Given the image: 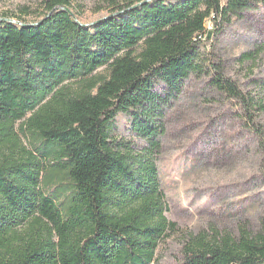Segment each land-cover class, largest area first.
<instances>
[{
    "label": "trees",
    "instance_id": "16d2710c",
    "mask_svg": "<svg viewBox=\"0 0 264 264\" xmlns=\"http://www.w3.org/2000/svg\"><path fill=\"white\" fill-rule=\"evenodd\" d=\"M44 5L35 24L0 25V264H154L177 231L157 163L186 81L207 76L263 135L251 111L264 104L201 48L207 22L220 32L264 0H109L89 26L69 0ZM119 115L133 140L112 136ZM180 264H264V211L186 236Z\"/></svg>",
    "mask_w": 264,
    "mask_h": 264
},
{
    "label": "rangeland",
    "instance_id": "374dc122",
    "mask_svg": "<svg viewBox=\"0 0 264 264\" xmlns=\"http://www.w3.org/2000/svg\"><path fill=\"white\" fill-rule=\"evenodd\" d=\"M44 1L0 0V25L39 22L45 15ZM69 1L66 11L83 26L110 12L109 0ZM206 30L209 44L201 48L203 58L210 53L226 79L264 104V9L233 19L220 32L207 22ZM208 81L207 76H191L166 112L157 166L169 207L166 216L177 231L161 244L154 264H180L190 234L232 231L245 219L254 225L264 211V112L251 111L253 124L263 134L256 138L235 102L215 93ZM128 120L117 116L114 138L133 140Z\"/></svg>",
    "mask_w": 264,
    "mask_h": 264
},
{
    "label": "water",
    "instance_id": "95a60500",
    "mask_svg": "<svg viewBox=\"0 0 264 264\" xmlns=\"http://www.w3.org/2000/svg\"><path fill=\"white\" fill-rule=\"evenodd\" d=\"M149 1V0H148Z\"/></svg>",
    "mask_w": 264,
    "mask_h": 264
}]
</instances>
